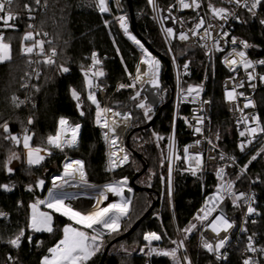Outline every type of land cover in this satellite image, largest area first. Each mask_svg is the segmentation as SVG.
<instances>
[{
  "label": "trees",
  "instance_id": "1",
  "mask_svg": "<svg viewBox=\"0 0 264 264\" xmlns=\"http://www.w3.org/2000/svg\"><path fill=\"white\" fill-rule=\"evenodd\" d=\"M131 2L136 19L135 35L150 46L155 57H165L166 53L152 20L147 0H131ZM26 3L31 4L32 0H15L13 9L18 13L19 18L12 23L16 25V28L5 32L6 38L11 40L12 59L0 64V124L7 121L14 135H22L23 129L27 127L29 134L32 135V147L34 148H48L47 137L55 135L61 117L66 118L71 125L80 124L81 128L76 148L68 149L65 153L48 148L54 155L39 166H29L21 162L10 174L4 170V161L12 152L23 153L24 148L22 144L16 146L9 140H5L3 138L5 134L0 129V184H8L12 188L11 191L0 188V211L7 213V218L0 217V264H41L42 257L48 254L47 249L61 238L63 227L70 224L66 217L54 213L55 231L53 233H34L27 229L30 216L29 206L35 202V197L26 192L25 188L31 185L35 188V195L44 197L51 176L62 172V164L66 155L72 159L84 161L87 181L100 185L110 179L105 160L103 131L96 124V106L87 98L88 93L82 68L91 65V54L96 52L102 61L101 68L105 72V75L101 77V83L114 85L128 77L125 66L128 72L132 73L138 61L136 50L117 28L112 17L99 12L95 6V0H47V9L41 8L34 12L35 19L31 20L28 19V13L23 7ZM204 4H207L205 0ZM124 5L128 13L126 1ZM258 8L264 16V6ZM241 20L240 35L255 45L253 50L255 56L264 57V30L261 29L258 21L246 12L242 13ZM105 21L109 22L107 26ZM29 24L34 25V28L29 29ZM27 31L48 33L47 36L41 35L38 38L52 42L51 44L45 43L48 51L53 47L57 50V61L54 65L40 64L41 72L37 81L32 76L27 57L21 54L22 37ZM117 48H119V54H117ZM59 65L68 67L69 72H61ZM196 67L200 73V65L197 64ZM225 76L226 72L218 67L217 77L210 82V95L213 99L215 128H221L219 139L216 137L217 143L225 150L233 152L234 142L230 140L228 134L231 122L225 111L220 88ZM25 84L27 87H22ZM72 89H76L80 94L81 106L79 108L77 107L78 102L72 98ZM14 95L25 100L19 108L12 103L11 98ZM132 95L130 91H121L112 102L114 108L131 111L133 115L132 128L126 137L130 164L117 172L115 179L126 177L131 183L135 174L142 171L145 165H148V169L136 180L138 188H133L131 209L129 216L122 221L120 236L143 218L152 207L153 201L159 199L148 219L157 215L162 233L169 243L172 238V225L165 208L164 177L170 98L163 101L162 104H166V109L161 116L157 117V113L154 114L152 120L157 118L152 126L147 128L149 122L144 118L143 111L136 112L132 107L134 102L130 98ZM258 103L259 115L264 123V89L258 96ZM81 111L84 113L83 116L80 115ZM29 117L33 119L31 125L27 123ZM153 133L163 136L164 139H155ZM186 143L187 139L182 136L181 156ZM251 172L259 181L258 191L263 203L260 224L264 225V160L256 162ZM148 176H151L150 185L143 186L141 178ZM38 180L47 182L44 194L38 192L36 186ZM208 184L211 187L216 185L212 176L208 179ZM175 197L180 225L186 227L201 209L203 195L202 180L187 173L182 157L178 160L175 170ZM148 200L151 205L148 204ZM145 221L131 236L117 242L113 247L120 244H126L130 249L141 247L143 245L142 227ZM21 228L26 229V236H32V242L29 243L27 239H24L21 247L16 249L7 241L13 238ZM120 236H104L103 242L107 247ZM189 246L198 264H213L209 253L203 247L196 245L195 238ZM113 247L104 264L145 263V259L136 254H116L112 252ZM103 252L96 254L89 264H100ZM9 256L13 258L11 261L8 260ZM155 264H170V261L162 259L156 261ZM228 264H243L238 251H234Z\"/></svg>",
  "mask_w": 264,
  "mask_h": 264
},
{
  "label": "built area",
  "instance_id": "2",
  "mask_svg": "<svg viewBox=\"0 0 264 264\" xmlns=\"http://www.w3.org/2000/svg\"><path fill=\"white\" fill-rule=\"evenodd\" d=\"M126 0H119V5H117L116 0H109V7L110 11L108 13H103L109 15L114 20L117 28L121 31L123 36L130 42L132 47L136 50L138 55L137 64L140 63L142 57L141 49L133 43L127 35L123 32L120 28L118 21L115 17L120 15H126L129 33L136 36L132 30L129 14L126 13L127 9L125 8L124 2ZM207 4H204V0H200L201 7L199 9H181L179 4L176 3V0H156L157 5L163 11L159 12V16L166 17L168 16L167 9L169 6L176 4V7L172 9V16L176 18V21L171 19H167L164 21V27H171L176 34L174 37H167L166 33L161 28L160 20L157 19V12L153 10L152 5L147 4L151 12V17L154 22V25L157 29L158 35L162 42L164 51L166 53V58L169 61V74L170 80L168 84L163 80V92H168V98H170V121H169V134H168V145H169V137L173 135V131H175V146L173 156H181L180 153V140L181 137L187 139L186 146H192L189 148V152L191 154L195 153H202L203 156V167L200 169L196 175H193L191 171H187V173L192 177H197L202 180V195L203 201L201 209L207 207H211L210 203H207L209 199L215 195L217 187L220 185L221 181L217 177L216 172L220 168L225 169V180H231L234 182L233 191L236 194L245 193V198L251 197L252 206L257 209L258 214H252L251 216H246V208L247 204H245L244 200H241L239 203L241 207L237 208L234 207L232 204L231 197L225 194V200L219 204L215 212L208 217L207 220L201 221L202 227L200 230L199 240L203 244L206 240L209 243L215 245L218 241L225 236L229 237L228 242L225 244L224 248L220 249L219 253H210L205 248V250L209 253L212 258L213 264H228L232 254L234 251H238L240 257L242 259V263L244 259L251 257L256 264H264V254L259 252L252 253L246 251V245L248 243V236L255 234V247L258 249L260 247H264V225L260 224L261 222V208L263 203L260 200V192L258 191V184L259 181L256 179L252 172L251 168L256 163L259 162L261 159V155L257 156V159L252 161L251 164L248 161L251 159L253 155H256L260 152L261 148L264 147V134L258 135L256 139L253 141L252 144L247 145L244 151H241L239 148V144L242 140H245L246 137H240L239 132L244 129L243 124H238L240 119L241 113L239 111L234 110V103L229 102L226 99V90H231L233 87L238 85L241 81H245L244 87L237 88V92H243L244 95L250 98L255 107H249L244 109V113L248 115L256 114L259 115V103H258V96L260 92L264 89V81L259 79L260 76H264V64L257 63L258 61L264 60L263 56H255L253 54V50L255 45L249 41L246 37H243L239 33V24H241V15L243 12L248 13L250 16L255 18L261 29L264 30V24L261 23V20H264V16L259 11V8L253 10V12H249L248 8L243 6H238L235 3H229V0H205ZM190 2V0H189ZM249 6L251 4V0H247ZM211 3L215 7L220 8L223 7L228 10V15L226 19L221 18H214L211 11L208 8V4ZM244 3V0H241V5ZM203 18L205 21L204 27L199 29L198 35H193L189 29L195 27V24L199 21L200 18ZM209 25H212L211 28H208ZM208 28L209 32L211 33V38L204 35V29ZM185 32L188 34L189 39L187 40H180L179 33ZM6 36V33H5ZM137 39L144 44L145 48L148 49L149 52L154 56L153 52L150 48L138 37ZM37 39H40L37 37ZM233 39H235L236 43L233 44ZM214 41L218 42V46L214 47ZM246 42L249 46L245 48L241 42ZM28 44H31V41H28ZM45 51L47 52V48L45 47ZM244 52L245 58L247 60H251L254 64V68L248 69L249 72H252L254 76L257 78L251 81L252 84H255V88L249 86L247 82V73L244 70L242 65H237L235 67V71L232 70V66L225 63L227 59H236L239 61L240 57L236 55L238 52ZM29 60H37L42 59L35 55L28 57ZM99 58V57H98ZM157 58V57H156ZM55 60L57 61L56 57ZM41 64V63H40ZM40 64L37 63H29L31 67L32 76L37 81L36 73L39 72L40 74ZM136 64V65H137ZM187 64L188 67L185 69L184 65ZM200 65V73H198V69L196 65ZM102 65V64H101ZM101 65H98L97 68H101ZM90 66L83 67L82 72L88 70ZM145 66L141 65L143 69ZM218 67H221L225 72L226 76L221 82L220 88L223 96V103L225 107L226 114L231 122V128L228 130L229 138L232 142H234V150L233 152L227 151L217 143V135L220 136V127L215 128L214 122V113H213V99L210 95V82L217 77L218 74ZM95 70V69H94ZM136 66L134 71L132 72L133 75L135 74ZM235 78V79H233ZM94 84H99V88H93L92 91L95 92L96 96L99 98V104L101 108H111L113 111L120 112L112 106L113 100L116 98L118 93L121 91H125L124 89L117 90L118 85L121 83H129V77L125 80L118 81L114 85H103L101 83V77L96 78L92 77ZM147 83L138 84L137 88L140 91ZM167 88H164V87ZM189 86L198 87L201 89L199 96H196V93H192L190 96L187 95V89ZM129 89L130 91L132 89ZM167 98V99H168ZM166 100V99H165ZM164 101V100H163ZM162 101V103H163ZM204 101H209L210 103H203ZM239 106L242 108L243 104L245 103L244 97H238L237 102ZM125 113H131L129 111H124ZM107 118L109 124L111 125V121L113 119L111 113H107ZM202 116L204 118V122L202 125V133L197 134L194 132V127L196 125L195 117ZM175 118V119H174ZM118 122V126H114L116 128L115 135L119 137L117 141V149L122 148L124 151L117 150V156L122 158L125 154L128 155L127 163L123 164L122 166L116 167L114 170H109V155L112 151L116 150L113 149L110 145V141H105V160L107 171L110 175V179L108 182L103 184L104 188L108 184H112L117 182L115 179V174L120 170H123L130 164V155L128 153L126 147V137L130 129L132 128L133 118L131 114V119L124 122L127 124V129L122 132L121 128V119L120 117L115 118ZM261 119V118H260ZM187 120V123H186ZM262 122V121H261ZM189 124L193 125L190 127ZM174 125V127H173ZM101 128L100 126H98ZM106 131V129L101 128ZM217 134H216V132ZM109 136H112V133H109ZM105 140V139H104ZM199 140L200 144L196 145L195 142ZM211 140V143L208 141ZM167 145V146H168ZM184 147V148H185ZM236 152V153H234ZM221 153L224 154L225 159L221 160L220 155ZM169 147L167 150V157H166V176L164 179V194H165V201L166 206L168 209V214L170 217L171 225H172V234L174 236V241H177V244L180 241H183V247L177 248V244H174V248H177V256L180 258V264H187L186 261L183 260V257L186 255L190 260L191 264H198L190 246L186 240L184 235V231L180 225L177 207H176V197H175V170L176 165L179 159H173L172 161V183H171V193L169 194V184H168V168H169ZM215 157V159H212ZM230 157H235V162H233ZM68 158V157H67ZM66 158V159H67ZM65 159V160H66ZM64 160V161H65ZM184 160V159H183ZM64 163V162H63ZM184 164L186 169L188 167L187 162L184 160ZM247 165V170L243 174H241V169ZM62 169L63 164H62ZM62 174H53L50 178V184L47 188L46 195L48 194L49 189L53 188V178L61 176ZM213 177L216 185L211 187L208 184V179ZM239 177V178H237ZM79 182V179L76 176L73 178ZM60 183V181H57ZM131 184V183H130ZM87 185L89 186H79V187H64L63 189H57V192H64L74 195L76 198L72 199L71 201H66V203H70L72 207L80 211H91L93 209H89L86 207V203L84 200H96L97 197L90 198L85 195H81V193L90 195L91 192L98 190V188L102 185L94 184L87 181ZM131 186V185H130ZM124 186V197L126 199H130L132 202V197L134 191L132 186ZM88 188H94L93 191L88 190ZM103 188V189H104ZM131 189V196L127 198L125 196V191ZM26 192L31 193L35 197V202L37 200H43V197H39L35 195V188L32 187V190L29 191L28 188H25ZM104 204V202H103ZM131 206V205H130ZM200 212L198 215L202 216L203 212ZM223 210L225 216L234 222V226L232 229L228 230V232H224L223 230L220 232V235L217 236L215 233L212 232L211 228L209 227L210 221ZM197 215V216H198ZM30 217V216H29ZM28 217V220H29ZM246 228L247 232H242L241 229ZM148 232H156L161 235L162 239L159 241H153L150 246H148V242L144 240V248L137 254L140 257L145 259L144 264H155L156 261L166 259L170 261V264H174L173 260L169 256H162L152 254L149 255L150 248H157L167 250L166 246V239L162 233L161 229L158 230H151ZM146 232V233H148ZM217 256L220 258L217 259Z\"/></svg>",
  "mask_w": 264,
  "mask_h": 264
},
{
  "label": "snow or ice",
  "instance_id": "3",
  "mask_svg": "<svg viewBox=\"0 0 264 264\" xmlns=\"http://www.w3.org/2000/svg\"><path fill=\"white\" fill-rule=\"evenodd\" d=\"M15 0H0V64L10 61L12 59V44L11 40L7 39L5 36V32L9 29L15 30L16 25L12 23L13 21L19 18V15L13 9V5ZM117 5H119V0H116ZM176 3L179 4L181 9H199L201 7L200 0H176ZM229 3H235L238 6H243L248 8L249 12H253L255 15V10L258 7L264 6V0H251V4L249 6L247 0H244V3L241 5V0H229ZM148 4L152 5L153 10L157 12V19L160 20L161 28L166 33L167 37H174L176 34L174 33L171 27H164V21L167 19H171L176 21V18L172 16V9L176 7V4L169 6L167 9L168 16L161 17L159 16V12L163 11L157 5L156 0H148ZM95 6L98 8L101 14L108 13L110 11L109 7V0H95ZM24 9L28 13V19H35L33 15L34 12L38 11L41 8L47 9L48 3L47 0H32L31 4H24ZM208 8L211 11L214 18H221L226 19L228 10L220 7L217 8L213 4L209 3ZM118 21L120 28L123 30L125 35L135 43L142 51V57L140 63L136 65L135 74L128 72L127 66H125V72L129 77V83H121L118 85L117 90L130 88L136 89L138 84L148 83L153 85L154 87H158V78H159V71H160V61L145 48L144 44L141 43L136 36L129 33L127 17L126 15H120L115 17ZM108 21H105V25H108ZM261 23L264 24V20H261ZM205 24L204 19L201 17L199 21L195 24V27L189 29V31L193 35L199 34V29L203 28ZM212 25H209L208 28H211ZM29 29H33L34 25L29 24ZM208 28L204 29V35L211 38V33L209 32ZM41 35L47 36L48 33H41V32H34V31H27L22 37L21 42V54L24 56L31 57L33 55L40 57L42 59H37L35 61L29 60V63H43L46 65H54L56 63L55 57L57 56L56 48H50L49 51H45V43L51 44L52 42L45 41L44 39H37ZM180 40H187L189 36L185 32L179 33ZM31 41V44L26 42ZM233 44L236 43L235 39H233ZM115 43V41H113ZM245 48L249 45L246 42H241ZM214 47L218 46V42L214 41ZM117 54H119V48L116 49ZM240 57L239 61L236 59H227L225 63L232 66V70L235 71V67L239 64L242 65L244 70L247 73V82L249 86L255 88V84H252L251 81L255 80L257 77L253 75L252 72H249L248 69L254 68V64L251 60H247L245 58L244 52L236 53ZM123 62V58H121ZM259 64H264V60L258 61ZM102 61L98 58V54L93 52L91 54V65L88 70L84 71L85 77V84L86 87L89 89L88 92V100L91 101L93 105L96 106V124L101 128L106 129L103 133L105 141H110V145L113 149L109 155V170H114L118 166H122L123 164L127 163L128 155L125 154L122 158L117 156L118 151H124L122 148L117 149V141L119 137L115 135L116 128L114 126H118V122L115 119L116 117H120L121 119L127 121L131 119V113H121L117 111H113L111 108H101L99 101L96 98V94L92 89L99 88V84H94L92 77H103L105 72L102 68H97L98 65H101ZM141 65L145 66L143 69ZM185 69H187L188 65H184ZM95 69V70H94ZM59 70L63 73L69 72V68L65 67L64 65H59ZM37 78L39 77V72L36 73ZM235 79V78H233ZM259 79L264 81V76H260ZM245 81H241L238 85L233 87L231 90H226V99L229 102L234 103V110L239 111L241 113L240 119L238 124H243L244 129L239 132L240 137H246L245 140H242L239 144V148L241 151H244L247 145L253 143L258 135L264 134V123L261 122V119L258 115L252 114L248 115L244 113V109L249 107H255L254 102L246 97L243 92H237V88L244 87ZM22 87H27V85H22ZM39 90L38 88L36 89ZM201 89L198 87L189 86L187 89V95H191L192 93H196V96H199ZM71 95L74 100H76L77 107L79 108L80 105V94L77 92L76 89L71 90ZM141 92L135 91L134 95L130 98L134 101H138L136 107L144 110V116L147 119H151V111L152 108L147 106L142 100H140ZM238 97H244L245 103L241 108L237 102ZM12 103L15 107L19 108L21 105L25 103V100L19 99L17 96H13ZM203 103H210L209 101H204ZM107 113H111L113 119L111 121V125L109 124ZM80 115L83 116V111L80 112ZM175 119V118H174ZM196 125L194 127V132L197 134L202 133V125L204 122V118L202 116L195 117ZM27 123L31 125L33 123L32 117L28 118ZM187 123V120H186ZM190 127L193 125L189 124ZM174 127V125H173ZM81 125L75 124L71 125L69 121L61 117L58 121V128L55 135H49L46 140V144L48 148H55L59 149L60 151H64L65 148H75L78 146L79 143V131ZM0 129L3 130L4 139L9 140L16 146L23 145V148L27 150V163L29 166L32 165H39L45 159L43 155H40L42 151L47 152V155H51V151L48 148H40V147H32V135L29 134V129L25 127L23 129L22 135H14L11 133L9 124L7 121L0 124ZM109 133H112V136H109ZM156 136L157 140H163L164 137L160 136L156 133H153ZM217 139L219 136L217 135ZM211 143V140L208 141ZM196 145L200 144V141L197 140L195 142ZM175 146V131H173V135L169 137V168H168V184H169V194L171 193V183H172V161L173 159H180L179 156H173ZM192 147L186 146L183 149V159L187 162L188 167L187 171H191L193 175H196L197 172L202 169L203 167V156L202 153H195L191 154L189 152V148ZM262 152H264V147L261 148L260 152L256 155H253L251 159L248 161L249 164L252 161L257 159ZM13 159H19V156L12 152L7 159L4 161V170L7 173H12L14 170L9 167L11 161ZM215 159V157H212ZM220 159H225L223 153L220 155ZM233 162H235V157H230ZM64 171L61 176L53 178V188L49 189L48 197L43 200H37L36 202L32 203L29 207L31 209V214L29 217V222L27 225V229L31 230L34 233H53L55 231L53 227V215L52 213H58L63 217H67L72 223L67 224L63 227L62 236L59 240H57L52 247L47 249V255H44L41 259V264H89L92 258L100 252L103 246L104 236L106 234L110 235L113 233H119L120 231V222L122 218L128 216L130 211L131 200L126 199L123 195L124 193V186L127 185L128 180L127 178H123L120 181H117L112 184H108L105 186L104 190L99 193V196L96 198V205L93 210L91 211H80L72 207L70 203H66V201H71L76 197L69 193L64 192H57V189H63L65 185L69 187H79L81 185H87L86 180V172L84 167L83 160H68L64 163ZM247 165H245L241 169V174L246 172ZM79 176V183H72V180L75 176ZM217 177L220 179L221 183L217 187L216 193L212 196L207 203H210L211 207H205L201 209L203 215H198L196 219L204 221L207 220L208 217L215 212L217 207L220 203H222L227 194V196L231 197L232 204L234 207H241L239 203L241 200H244L245 204H247L246 208V216H251L252 214H258L257 209L252 206L250 202L252 200L251 197L245 198V193L236 194L233 191L234 182L231 180H225V169L220 168L216 172ZM239 178V177H237ZM60 181V183H57ZM36 186L43 188L44 180H38L36 182ZM0 188L4 189L5 191H11L12 188L8 184H0ZM28 190H32V186L28 187ZM128 191L130 192L131 189L129 188ZM106 192H110L115 194L116 196L120 197L119 202H113L107 204V206H101L105 200L108 199ZM40 205H44L47 209L52 210V212H45L40 211ZM0 217L7 218V213L0 211ZM78 226V227H77ZM234 226V222L230 221L224 214L223 210L220 211L218 215H216L209 223V227L211 228L212 232L215 233L217 236L220 235V232L223 230L224 232H228V230L232 229ZM196 228L195 224H191L189 227L183 229L185 233H190L193 229ZM242 232H247L246 228L241 229ZM254 236H248L247 240L248 243L246 245V251L256 253L259 252L264 254V247H260L259 249L255 247V240ZM144 240L148 242V246L151 245L153 241H159L162 239L161 235L156 232H148L144 234ZM27 239L29 243L32 242V236H26V229L21 228L19 232L11 239L7 241L13 248L19 249L21 247L22 241ZM229 237L225 236L224 238L220 239L218 243L215 245L209 243L208 241L203 242V248H205L210 253H219L220 249L224 248L225 244L228 242ZM173 244H177V241H172ZM183 247V241H180L177 244V248ZM177 248H173L170 250H163L157 248H150L149 255L156 254L162 256H169L172 258L174 264H180V258L177 256ZM220 257L217 256V259ZM13 258L11 256L8 257V260L11 261ZM183 260L187 262V264H191V260L185 255ZM243 264H256L252 260L251 257L244 259Z\"/></svg>",
  "mask_w": 264,
  "mask_h": 264
},
{
  "label": "rangeland",
  "instance_id": "4",
  "mask_svg": "<svg viewBox=\"0 0 264 264\" xmlns=\"http://www.w3.org/2000/svg\"><path fill=\"white\" fill-rule=\"evenodd\" d=\"M125 91H130L129 89H124ZM135 91H138V88H136V89H132L130 92L134 95V93H135ZM89 92V89L87 88V93ZM96 98H97V100H98V97L96 96ZM140 100H142L143 102H144V100H145V98L144 97H140ZM137 102L138 101H134L133 102V104H132V107H133V109L136 111V112H139L140 110L141 111H143V113H144V110L143 109H140V108H138V107H136V104H137ZM139 110V111H138ZM129 112H131V111H129ZM131 114H132V112H131ZM150 115H151V119L149 120V119H147L145 116H144V114H143V116H144V118L147 120V122H151L152 121V117H153V113H150ZM132 118H133V115H132ZM135 118V117H134ZM148 123V124H149ZM98 126V125H97ZM103 131V133H104V130H102ZM103 137H104V135H103ZM155 139H156V136H153ZM104 143H105V140H104ZM168 145V144H167ZM166 145V152H167V150H168V146ZM76 148V147H75ZM68 149H73V148H65V150L64 151H60L59 149H55V148H52V150H54V151H57V152H60V153H65L66 152V150H68ZM16 154L19 156V159H13L12 161H11V163H10V165H9V167H11L13 170L15 169V168H17L20 164H21V162L22 163H25L26 165H28V163H27V160H26V156H25V151H23V153L22 152H20V153H18V152H16ZM261 159H260V161H263L264 160V152H262L261 154ZM69 158L70 156H65V159L66 158ZM84 167H85V164H84ZM63 169H62V172L60 173V174H63ZM85 172H86V170H85ZM165 176H166V174H165ZM197 178V177H196ZM123 178H116V181H120V180H122ZM150 179H151V176H148V177H143V178H141V184L143 185V186H149L150 184ZM164 179H165V177H164ZM86 180H87V178H86ZM128 180V179H127ZM108 182V181H107ZM72 183H79L78 181H76V180H72ZM106 183V182H105ZM105 183H103V184H105ZM103 184H100V185H102V186H100L99 188H98V190H96V191H93L94 190V188H88V190H90V191H93V192H91L90 193V195H88V194H84V193H81V195H85V196H88V197H90V198H95V197H97V195H99V193L101 192V191H103L104 189V186H103ZM131 184H130V181L128 180V183H127V185L126 186H130ZM68 185H65L64 187H67ZM81 186H84V187H86L85 185H81ZM63 187V188H64ZM131 187V186H130ZM131 189H133V188H131ZM133 191H134V189H133ZM106 194H107V192H106ZM133 198V197H132ZM132 203V202H131ZM148 204H150L149 203V200H148ZM103 205V204H102ZM101 205V206H102ZM151 205V204H150ZM131 207V206H130ZM165 208H166V212H168V209H167V206L165 205ZM131 209V208H130ZM200 212V211H199ZM198 212V213H199ZM198 213H197V215H198ZM197 215L195 216V218L190 222V224L189 225H187L186 227H182V229H185V228H187V227H189L191 224H195L196 225V228L195 229H193L190 233H185L184 232V235H185V237H186V240H187V242H188V244H190V242L193 240V238H195L196 239V245L198 244V247H203L202 245V243L200 242V240H199V235H200V230H201V227H202V222H200V220H198V219H196V217H197ZM129 216V215H128ZM133 217V216H132ZM125 218H127V216L126 217H124V218H122V220H121V222H120V231H119V233H113V234H110V235H108V234H106L105 236H111V237H113V236H120L121 235V226H122V221H123V219H125ZM130 220H131V216H130ZM142 229H143V237H144V234L146 233V232H148V231H151V230H158V229H162V228H160V222H159V219H158V217H157V215H153V217L152 218H149L147 221H145V223L143 224V227H142ZM172 241H174V236H173V234H172V238H171V240H170V242L168 243L167 242V240H166V246H165V248L167 249V250H170V249H173L174 248V244L172 243ZM106 248V243L105 242H103V246H102V248H101V250H100V252H103L104 251V249ZM144 248V238H143V245L141 246V247H139V248H137V247H135L134 249H130L129 247H127V245L126 244H120V245H117V246H115V247H113V249H112V252H114V253H116V254H125V255H129V254H138L142 249ZM190 249H191V247H190ZM192 250V249H191ZM100 252H98V253H100ZM97 253V254H98Z\"/></svg>",
  "mask_w": 264,
  "mask_h": 264
},
{
  "label": "water",
  "instance_id": "5",
  "mask_svg": "<svg viewBox=\"0 0 264 264\" xmlns=\"http://www.w3.org/2000/svg\"><path fill=\"white\" fill-rule=\"evenodd\" d=\"M127 3V7H128V14L130 17V22H131V26H132V30L133 32H136V19H135V15H134V10H133V6H132V2L131 0H126ZM148 48H150L149 45H147ZM160 61V71H159V78H158V87H154L151 84H146L141 90V96L145 98L144 103L147 106H150L152 108L151 113L156 114L157 113V117L161 116V114L164 112V110L166 109V104H162V101L168 98V92L164 91L163 92V80L166 82V84H168L169 80H170V74H169V61L166 57L161 56L160 58H157ZM121 113H125L124 111H120ZM156 117V118H157ZM156 118H154L146 127L150 128L152 126V124L154 123V121L156 120ZM141 158V156H140ZM148 169V165H145L143 170L140 172H137L135 174V176L133 177L132 181H131V186L132 188H138L137 184H136V180L138 178H140ZM47 187V182L44 181V186L43 188L37 187L38 192L40 194H44L45 189ZM147 191H150V189L146 188ZM133 195V194H132ZM125 196L127 198H130L131 196V192L129 191H125ZM157 202H159L158 200L153 201L152 207L149 209V211L144 215L143 218H141L128 232H126L125 234H123L122 236L118 237L115 241H113L111 244H109L106 249L103 252L102 255V260L100 264H104L108 254L110 253L111 248L117 243L122 241L123 239L131 236L139 227L140 225L146 220L148 219L150 213L153 211V209L155 208Z\"/></svg>",
  "mask_w": 264,
  "mask_h": 264
},
{
  "label": "bare ground",
  "instance_id": "6",
  "mask_svg": "<svg viewBox=\"0 0 264 264\" xmlns=\"http://www.w3.org/2000/svg\"><path fill=\"white\" fill-rule=\"evenodd\" d=\"M121 126H122V127H120L121 130H122V132H124L127 129V124L124 122V120L121 121ZM68 160H80V159H72L69 157L64 161V163L67 162ZM64 163H63V166H64ZM76 178L79 179V176L77 175ZM124 190H125V188H124ZM106 195L108 196V199L104 201V204L102 205V207L107 206V204H109V203L119 202V200H120V197L116 196L113 193L107 192ZM84 202L86 203V207H88L89 209H94V207L96 205V200L87 199V200H84Z\"/></svg>",
  "mask_w": 264,
  "mask_h": 264
},
{
  "label": "crops",
  "instance_id": "7",
  "mask_svg": "<svg viewBox=\"0 0 264 264\" xmlns=\"http://www.w3.org/2000/svg\"><path fill=\"white\" fill-rule=\"evenodd\" d=\"M79 134H80V131H79ZM31 145H32V141H31ZM23 146V145H22ZM24 151H25V156H26V160H27V150L26 149H24ZM52 154L51 155H47V152H45V151H42L41 153H40V155H43L44 157H45V159L42 161V163L46 160V159H48V158H50L51 156H53L54 154H53V152H51ZM41 164V163H40ZM39 164V165H40ZM39 165H34V166H39ZM48 197V194L47 195H45L44 197H43V199H46ZM39 210L40 211H45V212H52V210H50V209H47L44 205H40V207H39ZM30 214H31V209H30ZM54 214V212L52 213V215ZM58 214V213H57ZM67 218V217H66ZM68 219V218H67ZM54 221V220H53ZM70 221V220H69ZM72 222L70 221V224H71ZM78 227V226H77Z\"/></svg>",
  "mask_w": 264,
  "mask_h": 264
}]
</instances>
